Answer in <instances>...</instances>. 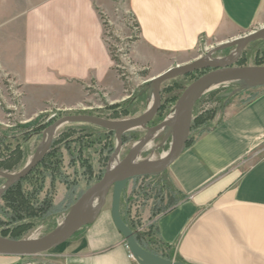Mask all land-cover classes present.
<instances>
[{
	"label": "crops",
	"instance_id": "crops-1",
	"mask_svg": "<svg viewBox=\"0 0 264 264\" xmlns=\"http://www.w3.org/2000/svg\"><path fill=\"white\" fill-rule=\"evenodd\" d=\"M128 10L139 30L130 60L160 72L166 58L264 26V0H128ZM10 12L17 56L13 68H1L18 83L26 109L74 108L90 84L115 97L110 105L123 102L100 16H108L107 0H46ZM33 93L44 96L33 102ZM167 176L179 199L152 220L160 253L170 251L187 264H264V87L226 104L215 126L194 137ZM134 191L128 185L124 197ZM59 249L57 264H138L105 211ZM0 264L34 263L0 255Z\"/></svg>",
	"mask_w": 264,
	"mask_h": 264
},
{
	"label": "rangeland",
	"instance_id": "rangeland-1",
	"mask_svg": "<svg viewBox=\"0 0 264 264\" xmlns=\"http://www.w3.org/2000/svg\"><path fill=\"white\" fill-rule=\"evenodd\" d=\"M45 1L0 0V189L9 181L8 177L21 172L33 159L44 140L45 132L60 118L66 116H94L116 123L143 115L148 100L153 94L151 79L162 73L151 67H137L130 60L129 52L133 44L139 40V31L128 10V0H107L109 6L108 16L100 14L104 28V41L113 59L114 70L119 69L116 74L125 85L121 95L122 103L131 99L139 101L138 104L130 107L131 112L134 111L135 114L128 117H113L112 111H109L108 108L112 106L110 105L111 102L114 103L115 97L99 91L93 84L86 87L84 101L74 108L65 109L59 104H45L39 109H26L23 103V92L19 89L18 83L12 75L1 68L2 66L13 68L17 56L19 41L14 37L17 23L12 19L10 9L18 7V9L24 11L31 6H39ZM260 28L258 27L250 32L257 31ZM244 35H240V37ZM225 44L206 41L192 55L166 58L160 66L165 65L164 71H166L177 65L190 63L203 58L213 49L220 48ZM235 52V48L218 49L211 54V58L223 59L232 56ZM236 66H264V39L251 42L245 46ZM207 71L201 70L186 75H178L161 85L160 108L162 110L158 118L161 119L160 123L171 116L174 105L182 92ZM143 72H147V74L141 76ZM240 87L239 84H224L211 92H216L217 95L225 92L235 93ZM257 89L235 93V96L228 103L235 97L243 101ZM57 93L59 94V92ZM32 95H34L33 102L44 96L39 93H33ZM70 96L76 97L77 95L72 93ZM177 96V100L173 102V99ZM55 97H58V95L55 94ZM74 100L71 99V102ZM204 105L207 106L205 110L214 108L217 110L212 123H216L221 118L223 108L226 106L222 107L213 100L206 101ZM195 111L194 108L193 119ZM159 124L153 126L146 124L145 129L134 128L126 131L122 135L125 136L124 141L121 139L122 136L119 140L120 146L115 132L113 136L105 137V139L104 133L96 125L67 124L58 129L45 155L47 156L51 150L55 152L47 159H57L56 171L54 173L49 172L44 166L40 165L35 168L36 170L34 169L28 180L20 184L24 185V190L30 191V183H35V180L42 174L44 177L43 187L41 192L36 195L35 201L41 203L45 199L51 200L54 217L51 220H43L36 227L29 229L19 240H40L53 233L59 224L66 219L70 208L79 197L103 178L117 147H119L118 154L120 162H122L132 145L146 135V129L155 128ZM171 139V135L158 137L151 149L142 155L139 162L159 160L163 153L168 152ZM161 143L164 144L160 146ZM110 145L113 146L112 151H110ZM53 169L55 170L54 167ZM127 185H134L135 191L133 196H129V199L124 197L125 192L123 193V210L129 213L131 221L137 225L139 232L152 231L153 218L164 212L175 200L179 199L169 181L167 170L162 174L161 179L154 177L137 179ZM110 203L109 197L102 211L110 212ZM13 214V210L7 207L5 199L0 197V234L3 235L5 231L15 227V221L12 220ZM6 235L7 237L1 235L0 237L17 241V239L10 237L8 233ZM59 251L58 247L38 256L29 258L14 257V260L18 263L57 264Z\"/></svg>",
	"mask_w": 264,
	"mask_h": 264
},
{
	"label": "water",
	"instance_id": "water-1",
	"mask_svg": "<svg viewBox=\"0 0 264 264\" xmlns=\"http://www.w3.org/2000/svg\"><path fill=\"white\" fill-rule=\"evenodd\" d=\"M264 39V26L244 36L227 42L224 46L213 49L206 56H211L218 49L235 48L236 52L231 61L223 65L205 63L196 59L190 63L177 65L156 75L151 79V88L155 96L154 106L150 113L122 121L109 122L105 119L94 116H66L57 120L51 128L53 134L48 140L44 149L37 151L33 159L25 168L8 177L9 181L0 189V197L15 183L26 178L42 161L52 143L55 132L67 124H92L115 132L120 146L121 136L129 130L148 124L158 113L161 106V85L178 75H186L192 72L208 70L201 77L191 83L181 94L174 105L170 121V130L160 133L169 135V131L175 133L173 143L164 158H160L152 164L139 162L135 164H120L114 170H107L103 178L87 189L70 208V212L61 228L40 240H10L0 237V255L15 258H29L44 254L52 249L58 248L72 239L83 228L92 225L105 207L110 197V217L112 223L126 243L129 254L138 264H187L175 260H167L143 249L137 242L134 233L124 223L121 217V199L127 188V184L137 179L151 178L163 174L184 152L189 142L191 126L193 122V111L197 101L207 92L224 84H239L241 87L235 91L240 93L245 90L264 87V66H236L245 46L249 43ZM232 93L231 95H234ZM160 123L155 128H161ZM151 128L147 129L145 136H148ZM144 136V137H145ZM142 138V140L144 139ZM158 138V137H157ZM164 143H161L162 146ZM97 201V208L92 217L84 215L81 210L88 202Z\"/></svg>",
	"mask_w": 264,
	"mask_h": 264
},
{
	"label": "trees",
	"instance_id": "trees-1",
	"mask_svg": "<svg viewBox=\"0 0 264 264\" xmlns=\"http://www.w3.org/2000/svg\"><path fill=\"white\" fill-rule=\"evenodd\" d=\"M136 27L138 28V25L135 24ZM139 31V30H138ZM112 59V58H111ZM113 61V59H112ZM117 72H119V69H116ZM147 72L141 73V76H145ZM125 87V85L123 84ZM232 93H222V94H216V92H211L210 94L206 95L205 97L201 98L197 104L195 105V114H194V119L192 122L191 126V133H190V138L189 142L187 145H190V143L193 141L194 137L199 136L200 134L210 130L215 126L216 123H212L215 114L217 112L216 108L214 109H207L203 113L200 112V107L201 105L206 102V101H211L213 100L220 106L224 107L226 104H228V101L232 97L235 96L231 95ZM178 98L175 97L173 99V102L176 101ZM139 101H133L132 99L130 101L112 105L108 109L109 111H112V116L113 117H128L131 115H134L135 113L131 112L130 107L138 104ZM162 108L159 109L158 113L154 116V118L148 123L149 126L157 125L160 123L161 119H158L160 116ZM75 124V123H73ZM82 125V124H80ZM86 125V124H84ZM91 125V124H87ZM99 130H101L104 133V138H109V136H113L114 132L106 130L104 128L98 127ZM101 136V135H99ZM103 136V135H102ZM105 138V139H106ZM125 136H122V140L124 141ZM110 151L113 150V146L110 145ZM55 152H52V150L48 153L47 156H44L42 161L39 163L37 168L42 165L44 166L49 172H55L56 167L55 164H57V159H47L48 156L51 154L54 155ZM55 168V170L53 169ZM36 170V169H35ZM34 171V170H33ZM32 171V172H33ZM32 172L23 180L20 182L15 183L13 186H11L8 190H6L3 195L1 196L2 199H5V203L7 204V207L11 208L14 212L13 214V219L15 221V227L12 228L9 231H5L4 234H0L3 237H7L6 233L9 234L10 237L14 239H21V237L28 232L29 229H32L33 227H36L40 222L43 220H51L52 217H54V213L52 212L53 208L51 205V200L45 199L43 202L39 203L35 201L36 195L41 192V189L43 187V175L41 174L39 178H35V183H30V191L24 190L23 186L20 185L22 182L25 180H28ZM154 178L156 179H161L162 174L159 176H155ZM33 182V181H32ZM177 203V200H175L169 208H167L165 211L169 210L170 208L174 207L175 204ZM120 211H121V217L124 221V223L129 227V229L134 233L136 242L145 250L160 256L164 259L167 260H175L179 262H184L181 258L173 256V253L168 251L166 253L161 252L162 246L159 244V242L156 240L154 237V234L152 231L149 232H139L138 227L135 223H133L130 219V215L127 212H124L123 210V200L121 199V206H120ZM164 211V212H165Z\"/></svg>",
	"mask_w": 264,
	"mask_h": 264
},
{
	"label": "bare ground",
	"instance_id": "bare-ground-1",
	"mask_svg": "<svg viewBox=\"0 0 264 264\" xmlns=\"http://www.w3.org/2000/svg\"><path fill=\"white\" fill-rule=\"evenodd\" d=\"M234 55L235 54H233L230 57L223 58V59H212L211 56H206V57H203L200 59H201V61H203L205 63H211V64H215V65H223V64H226L229 61H231L232 58L234 57ZM154 102H155V96H154V94H152L148 100V104H147V108H146L145 113H150L152 111V108L154 106ZM171 117H172V114H171V116H169L168 118H166L163 121L161 128L160 127L159 128H151L148 136H145L143 140L141 139V140L137 141L136 143H134L132 145V147L130 148L127 156L122 160V162H120V158H119V154H118L119 153V147H117L116 152L113 154V156L110 160V165H109L108 170L112 171L122 163H124V164L139 163V160L142 157V155L151 149L154 141L157 139V137H159L160 133L165 131V130H170ZM137 128L145 129L144 123H142L140 126L136 127V129ZM53 132H54V130L51 127L47 129V131L45 132L44 140L40 146V149H44V147L48 143V140L51 137V135L53 134ZM170 135L172 137V139L170 141L171 142L170 145H171L173 143L175 133L172 131H169L168 136H170ZM166 154H167V152L163 153L160 158H164L166 156ZM157 161H155V162H157ZM144 163L152 164L154 162L144 161ZM96 208H97V201L96 200L92 201V202H88L87 204H85V206L81 210V213L84 215H87L89 217H92L96 211ZM65 220L59 224L58 228H61L63 226Z\"/></svg>",
	"mask_w": 264,
	"mask_h": 264
},
{
	"label": "built area",
	"instance_id": "built-area-1",
	"mask_svg": "<svg viewBox=\"0 0 264 264\" xmlns=\"http://www.w3.org/2000/svg\"><path fill=\"white\" fill-rule=\"evenodd\" d=\"M129 258L133 259L132 256L129 254Z\"/></svg>",
	"mask_w": 264,
	"mask_h": 264
}]
</instances>
